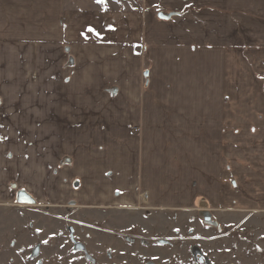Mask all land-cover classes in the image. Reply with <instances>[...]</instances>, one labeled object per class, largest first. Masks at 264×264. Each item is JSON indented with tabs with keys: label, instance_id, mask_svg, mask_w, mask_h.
<instances>
[{
	"label": "crops",
	"instance_id": "1",
	"mask_svg": "<svg viewBox=\"0 0 264 264\" xmlns=\"http://www.w3.org/2000/svg\"><path fill=\"white\" fill-rule=\"evenodd\" d=\"M20 192L264 212V0H0V205Z\"/></svg>",
	"mask_w": 264,
	"mask_h": 264
},
{
	"label": "rangeland",
	"instance_id": "2",
	"mask_svg": "<svg viewBox=\"0 0 264 264\" xmlns=\"http://www.w3.org/2000/svg\"><path fill=\"white\" fill-rule=\"evenodd\" d=\"M0 264H264V212L0 205Z\"/></svg>",
	"mask_w": 264,
	"mask_h": 264
},
{
	"label": "trees",
	"instance_id": "3",
	"mask_svg": "<svg viewBox=\"0 0 264 264\" xmlns=\"http://www.w3.org/2000/svg\"><path fill=\"white\" fill-rule=\"evenodd\" d=\"M19 198H20V200H25V198H26L27 200H31L30 201L31 204H34V201L31 199V197H29L28 195H26L25 192H20L19 193ZM24 204H29V203H24Z\"/></svg>",
	"mask_w": 264,
	"mask_h": 264
},
{
	"label": "water",
	"instance_id": "4",
	"mask_svg": "<svg viewBox=\"0 0 264 264\" xmlns=\"http://www.w3.org/2000/svg\"><path fill=\"white\" fill-rule=\"evenodd\" d=\"M107 0H104V3L106 2ZM161 18L163 19H167L168 17L165 16V15H160ZM23 203H26V202H23ZM31 205V203H29ZM211 218H206L205 219V222H210ZM71 232H73V229H71Z\"/></svg>",
	"mask_w": 264,
	"mask_h": 264
},
{
	"label": "built area",
	"instance_id": "5",
	"mask_svg": "<svg viewBox=\"0 0 264 264\" xmlns=\"http://www.w3.org/2000/svg\"><path fill=\"white\" fill-rule=\"evenodd\" d=\"M141 197L145 201L146 200V193H143Z\"/></svg>",
	"mask_w": 264,
	"mask_h": 264
},
{
	"label": "snow or ice",
	"instance_id": "6",
	"mask_svg": "<svg viewBox=\"0 0 264 264\" xmlns=\"http://www.w3.org/2000/svg\"><path fill=\"white\" fill-rule=\"evenodd\" d=\"M98 3H104V0H97Z\"/></svg>",
	"mask_w": 264,
	"mask_h": 264
}]
</instances>
